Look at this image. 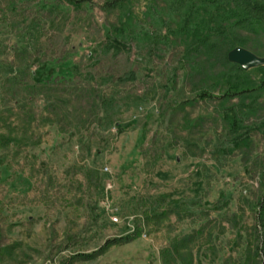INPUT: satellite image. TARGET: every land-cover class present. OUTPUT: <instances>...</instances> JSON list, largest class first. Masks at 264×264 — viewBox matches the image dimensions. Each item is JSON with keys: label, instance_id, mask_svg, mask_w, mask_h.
I'll list each match as a JSON object with an SVG mask.
<instances>
[{"label": "rangeland", "instance_id": "374dc122", "mask_svg": "<svg viewBox=\"0 0 264 264\" xmlns=\"http://www.w3.org/2000/svg\"><path fill=\"white\" fill-rule=\"evenodd\" d=\"M109 1L0 0V264H262L264 112L175 77L163 2Z\"/></svg>", "mask_w": 264, "mask_h": 264}, {"label": "trees", "instance_id": "16d2710c", "mask_svg": "<svg viewBox=\"0 0 264 264\" xmlns=\"http://www.w3.org/2000/svg\"><path fill=\"white\" fill-rule=\"evenodd\" d=\"M68 1L74 5L79 0ZM160 2H163L172 13L170 41L175 47L171 52V57L176 62L173 68L175 77L180 69L185 71V77L191 80L196 77L213 76L214 71H218L217 77L223 89L222 93L215 95L214 92L202 88L198 93L200 100L217 99L233 120L236 118L237 109L242 105H229L228 103L234 99L242 100L244 105L252 107V111L264 112V100L260 106L254 103L255 97L256 99L264 97L262 96L264 65L256 68L262 74L256 84L255 79L250 76L253 74V68L246 70L229 59V53L238 47H246L264 55V0H160ZM123 4L124 0H110L108 8L111 11L116 10ZM166 89L165 99L170 91L169 87ZM246 100L250 102H245ZM167 111L166 108L163 109L165 114ZM258 208L264 215V196L259 200ZM137 233L138 230H135L130 236L121 237L118 241L123 240L125 243L131 241ZM93 256L94 254H88L81 257Z\"/></svg>", "mask_w": 264, "mask_h": 264}, {"label": "water", "instance_id": "95a60500", "mask_svg": "<svg viewBox=\"0 0 264 264\" xmlns=\"http://www.w3.org/2000/svg\"><path fill=\"white\" fill-rule=\"evenodd\" d=\"M229 59L249 70L261 64V58L249 49L238 47L229 53Z\"/></svg>", "mask_w": 264, "mask_h": 264}, {"label": "built area", "instance_id": "2783aa9c", "mask_svg": "<svg viewBox=\"0 0 264 264\" xmlns=\"http://www.w3.org/2000/svg\"><path fill=\"white\" fill-rule=\"evenodd\" d=\"M106 169L108 170V167H106ZM115 220H117V217L115 218Z\"/></svg>", "mask_w": 264, "mask_h": 264}]
</instances>
